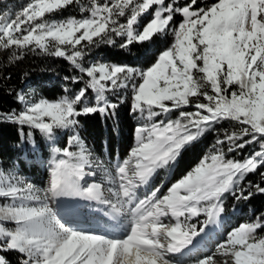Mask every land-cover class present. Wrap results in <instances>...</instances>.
I'll list each match as a JSON object with an SVG mask.
<instances>
[{"label": "snow or ice", "instance_id": "snow-or-ice-1", "mask_svg": "<svg viewBox=\"0 0 264 264\" xmlns=\"http://www.w3.org/2000/svg\"><path fill=\"white\" fill-rule=\"evenodd\" d=\"M80 2L29 0L14 14H0V50L64 58L81 74L64 79L83 82L54 101H28L18 94L23 108L0 114V122L17 125L22 142L35 147L39 132L52 153L45 188L14 166L0 168V252H17L18 264H179L172 257L190 252L209 225L220 222L225 194L247 200L253 189L264 193L261 184L241 186L248 174L264 167V0H216L204 6L199 0H90L80 9L86 16L47 18ZM145 16L150 18L144 21ZM168 35L171 42L146 69L82 63L92 48L114 45L116 38L128 49ZM125 97L143 122L129 156L109 170L80 137L78 117L114 115ZM188 107L194 110H184ZM175 111L178 117L169 118ZM222 121L234 122L237 130L225 131L213 151L166 193L157 187L139 197L158 169L173 165L186 146ZM59 133H70L62 148ZM254 143L259 150L242 161L226 159L225 144L232 153ZM98 174L107 184L96 179ZM260 176L264 182V172ZM67 196L95 202L113 219L126 215L127 223L119 234L67 225L55 209L57 199ZM0 264L10 261L0 256ZM192 264H264V218L239 224Z\"/></svg>", "mask_w": 264, "mask_h": 264}, {"label": "trees", "instance_id": "trees-1", "mask_svg": "<svg viewBox=\"0 0 264 264\" xmlns=\"http://www.w3.org/2000/svg\"><path fill=\"white\" fill-rule=\"evenodd\" d=\"M28 2L29 0H0V14L4 12L14 14ZM180 2L183 3L184 0H180ZM214 2L216 0H199L200 6ZM80 3L73 4L59 13L62 16H80ZM146 18L147 16L143 18L144 21H147ZM175 20L179 22L181 17L177 15ZM171 40V35H168L163 39L156 38L151 44H137L128 49H121L119 47L120 38H116L114 45L101 44L92 48L87 52L82 63L85 67L94 61H100L146 69L155 62L159 52ZM79 75H81L79 71L64 58L46 55L40 51L27 50L22 55L14 56L11 49L0 50V114L19 112L23 108L24 105L17 99L18 94L30 98L29 101L38 100L41 97L54 101L65 94L71 95L83 87V82L73 84L70 79L66 81L64 78ZM65 87L69 89L68 93H65ZM89 93H91L90 90ZM113 100L117 102L115 96ZM184 110L193 111L194 109L188 107ZM135 115L131 111L130 98L125 97L124 102L119 104L114 115L105 116L97 112L78 117L77 131L87 148L101 160L125 159L132 147L135 146V130L137 128ZM178 115V111H175L169 114V118L176 119ZM237 128L238 126L232 121H222L213 129L206 131L197 141L186 146L172 165L168 181L173 183L186 175L199 164L205 155L213 151L216 140L222 138L225 131L231 132ZM69 134L59 133L57 146L64 147ZM34 140L35 147L22 142L16 124L0 122V168L9 169L14 166L16 170H20L22 174L28 176L44 172L45 167H41L33 161L28 163L25 158L50 159L52 156L51 145L39 132L35 133ZM227 147V144L223 146L226 159L241 161L254 151L259 150L258 143L249 144L243 150L232 153L227 152ZM261 172H264V167L248 174L241 186L246 189L249 184L264 186V182L261 181ZM253 192L254 194L247 200H236L231 194H225L223 199L224 214L233 217L237 224L252 222L258 216L264 218V193H257L254 189ZM245 195H247V191H245ZM2 254L10 261V264H18L19 254L17 252L5 251Z\"/></svg>", "mask_w": 264, "mask_h": 264}, {"label": "rangeland", "instance_id": "rangeland-1", "mask_svg": "<svg viewBox=\"0 0 264 264\" xmlns=\"http://www.w3.org/2000/svg\"><path fill=\"white\" fill-rule=\"evenodd\" d=\"M89 3H90V0H82L79 8L81 9V7H87L89 5ZM80 9H79V13H80L79 15L80 16H77V15L62 16L59 12H57V13L50 15L47 18L50 20L51 19L62 20V19L70 18V17L80 18L82 16H86L87 13L86 12L82 13L80 11ZM149 18L150 17L147 16L146 19L148 20ZM30 93H32V92H30ZM91 94L92 93L88 94L89 95V102H91L92 98H93V95H91ZM113 97L114 96L109 94V98L114 102ZM26 100L29 101L31 99L26 98ZM160 118H163V117H159L157 119H160ZM134 119L137 123V127L140 123L143 122L139 119L138 114L135 115ZM135 145H136V141H135ZM91 153H92L93 157L98 158L104 164V166L106 168H108L109 170L112 169L113 165L116 162L123 160V159H117L115 161H111V160L110 161H103L94 152L91 151ZM129 154H130V152H129ZM25 160L28 163L33 161L37 165H39L41 167H45V171L40 172L37 175L28 176V175L22 174L20 172V170H17L19 172V174L22 177H24L27 181L32 182L33 184H35L39 188L47 187L48 180H49V171H50L49 161L51 160V158L50 159L25 158ZM171 167H172V165L168 168L158 169L157 172L151 177L149 184L147 186H142L138 190L139 197L143 198L145 194L149 193L151 190H153L157 187L160 188L161 194L166 193L168 188L171 187L172 184L176 183L179 180L178 179L177 181H175L173 183H170L168 181L169 177H170ZM96 179L98 181L104 180L105 184H107V181L103 177L102 174H98ZM89 182H91V178H88L87 180L83 181L82 184H84L86 186V184ZM65 204H66L67 208H70L73 206L72 203L69 202L67 199L65 200ZM79 205H80L79 209L82 210V211H80V214L82 215L81 221H82V223H84L85 225H87L89 227V230L101 231V232L102 231H108V232L113 233V234H119L120 233V225L127 223L128 217L126 215L121 216L119 218V220L113 219L110 216L105 215L104 210H102V207L97 205L95 202L85 201V200L80 198V204ZM55 209L57 211L58 218H60L62 222L66 223L67 225H70V226L74 225L76 220L74 221V220H72V218H67V217L62 216V213H63L62 211L64 209L58 210L56 205H55ZM204 218L205 217L201 216V217L197 218V220L202 221ZM193 222H196V221H193ZM220 223H221V227L215 234H212L210 237H205V235H203L202 237L197 238L198 242L196 244V247H195L196 249L194 251L186 252L185 255H183V256H174L172 258L176 261H179V264H192V262L195 259L203 257V256L208 255V254H211V252H213L215 250L217 243L222 241L225 238L227 232H229L233 228L239 226V224H237L235 222L233 217L224 214V212L221 214ZM101 225H105L106 230H102ZM9 226H11V225H9ZM212 227H214V225H209L208 229H210ZM0 256H3L2 252H0Z\"/></svg>", "mask_w": 264, "mask_h": 264}, {"label": "bare ground", "instance_id": "bare-ground-1", "mask_svg": "<svg viewBox=\"0 0 264 264\" xmlns=\"http://www.w3.org/2000/svg\"><path fill=\"white\" fill-rule=\"evenodd\" d=\"M68 200L69 202L72 203V207L67 208L66 204H65V200ZM80 198L78 197H74V196H67V197H60L57 199L56 201V207L57 209H64L62 212V216L63 217H67V218H72V220H76V224L74 223V227H78V228H83V229H89V227L87 225H85L84 223H82L81 218L82 215L80 214V211H82L80 208ZM111 217V216H110ZM112 218V217H111ZM119 220V219H117ZM221 227V223L219 222L218 224L214 225V227L210 228L207 230V234L205 235V237H210L212 234H215ZM101 229L102 230H106L105 225H101ZM196 248H193L191 251H194Z\"/></svg>", "mask_w": 264, "mask_h": 264}]
</instances>
